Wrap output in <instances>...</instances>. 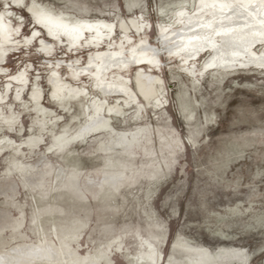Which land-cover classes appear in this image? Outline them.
I'll return each mask as SVG.
<instances>
[{"label": "rangeland", "instance_id": "1", "mask_svg": "<svg viewBox=\"0 0 264 264\" xmlns=\"http://www.w3.org/2000/svg\"><path fill=\"white\" fill-rule=\"evenodd\" d=\"M255 1L0 0V257L28 244L59 260L38 264H189L194 249L204 264H264V68L204 72L213 52L187 59L174 40L205 4ZM33 5L84 22L80 43L49 37ZM142 48L148 58L102 77L90 67ZM141 74L158 80L150 100ZM54 75L79 98L56 100ZM103 85L125 91L106 90L122 114L105 112L113 129L84 135ZM120 170L117 190L85 199L57 178L79 173L84 185Z\"/></svg>", "mask_w": 264, "mask_h": 264}, {"label": "bare ground", "instance_id": "2", "mask_svg": "<svg viewBox=\"0 0 264 264\" xmlns=\"http://www.w3.org/2000/svg\"><path fill=\"white\" fill-rule=\"evenodd\" d=\"M21 1L22 0H14V2ZM31 13L38 25L47 28L50 34L47 33L49 37L57 38L65 36L69 39L72 46H76L80 43L82 33L86 27L84 22L72 23L60 16L46 13L35 5L31 7ZM0 26L4 30V23H0ZM100 26L108 31H113L111 25L101 24ZM123 28L127 29L124 25ZM103 36L102 31H98L97 37L95 40H92L91 43L95 45V41L100 40ZM174 40L175 46L178 48L180 47V49L185 52L187 59L196 58L201 55V53L208 50L213 52V56L204 64V72L210 69H223L236 73L237 70L243 68H264V53L262 55L254 53V49L257 46H264V0H257L252 4H245V2L241 4H228L222 2L205 4L204 11L198 13L197 16L193 18H189L184 27L175 35ZM3 45L4 39L3 43L0 42V54L2 56H4V49H2ZM151 52V58L155 57V52ZM147 53L148 50L142 48L140 51L131 52L129 57L110 53L102 54L99 55L100 64L92 61L90 67H96L98 71L96 76L102 77L114 66H126L129 63L133 65L148 58L149 55ZM22 81H26L25 75ZM51 81L54 86V97L59 102H65L69 96H71V98H79L81 92L78 89L69 88L68 86L59 89L58 85H60V83L55 75ZM157 82L158 80L152 76L146 77L143 74L139 76L138 89L147 100L154 97L155 83ZM102 90L105 97L93 103L92 108L94 115L84 126V135L94 133L101 129H113L109 125V120L105 116V112L109 115L117 113V115L120 116L122 114L121 108L118 105H109L107 100L108 92L106 90H110L113 93L125 91L122 88H112L109 85H103ZM33 98L38 103L41 98V92L37 90L36 93L33 94ZM134 102H136V98L133 95H130L126 100L128 107H131ZM160 104L161 103L158 102V106ZM47 167H49L50 170L52 168V166ZM50 170L45 169L42 171L38 177L39 180L36 179L34 181L43 185L46 182V177L49 175L51 176ZM57 178H61L60 183L64 189L71 191L80 199L87 198V195L97 196L105 186L117 190V188L127 181L124 172L121 170L118 171V173L108 172L103 175V179L102 177L99 179L97 177L87 178L85 179L86 184L84 185H80L81 182H84V178H82L79 173L68 174L66 177L58 175ZM150 249L153 254L155 248L150 246ZM52 254V250L48 249L47 245L41 248H34L28 244L20 245L12 254L0 257V264H38V261L43 260L52 263L54 261H59L57 257ZM194 255L201 257V259L194 258ZM207 256L208 253L194 249L193 255L188 259V263L204 264L208 258ZM160 260L161 256L157 259V263H155L158 264Z\"/></svg>", "mask_w": 264, "mask_h": 264}]
</instances>
